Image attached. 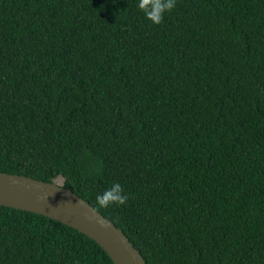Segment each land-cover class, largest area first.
I'll return each instance as SVG.
<instances>
[{
  "label": "trees",
  "instance_id": "obj_1",
  "mask_svg": "<svg viewBox=\"0 0 264 264\" xmlns=\"http://www.w3.org/2000/svg\"><path fill=\"white\" fill-rule=\"evenodd\" d=\"M0 172L63 186L146 264H264V0H0ZM120 182L129 199L98 208ZM0 264H113L0 206Z\"/></svg>",
  "mask_w": 264,
  "mask_h": 264
},
{
  "label": "water",
  "instance_id": "obj_2",
  "mask_svg": "<svg viewBox=\"0 0 264 264\" xmlns=\"http://www.w3.org/2000/svg\"><path fill=\"white\" fill-rule=\"evenodd\" d=\"M0 206L41 215L76 230L99 245L113 264H146L122 230L63 183L0 172ZM100 218L106 224L103 228L97 225Z\"/></svg>",
  "mask_w": 264,
  "mask_h": 264
},
{
  "label": "clouds",
  "instance_id": "obj_3",
  "mask_svg": "<svg viewBox=\"0 0 264 264\" xmlns=\"http://www.w3.org/2000/svg\"><path fill=\"white\" fill-rule=\"evenodd\" d=\"M134 2L138 11L153 25L161 24L165 15L172 12L176 4V0H134ZM128 199L129 195L118 181L113 182L95 197L98 208L123 206ZM97 225L100 228L106 226L102 218L97 220Z\"/></svg>",
  "mask_w": 264,
  "mask_h": 264
},
{
  "label": "rangeland",
  "instance_id": "obj_4",
  "mask_svg": "<svg viewBox=\"0 0 264 264\" xmlns=\"http://www.w3.org/2000/svg\"><path fill=\"white\" fill-rule=\"evenodd\" d=\"M57 182L60 183V184L63 183L62 179H58Z\"/></svg>",
  "mask_w": 264,
  "mask_h": 264
}]
</instances>
